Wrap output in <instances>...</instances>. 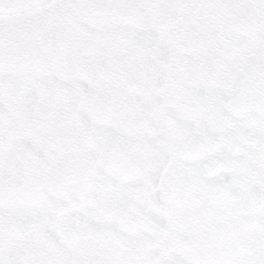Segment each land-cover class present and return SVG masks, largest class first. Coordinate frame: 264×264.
Masks as SVG:
<instances>
[{
	"label": "snow or ice",
	"instance_id": "obj_1",
	"mask_svg": "<svg viewBox=\"0 0 264 264\" xmlns=\"http://www.w3.org/2000/svg\"><path fill=\"white\" fill-rule=\"evenodd\" d=\"M0 264H264V0H0Z\"/></svg>",
	"mask_w": 264,
	"mask_h": 264
}]
</instances>
